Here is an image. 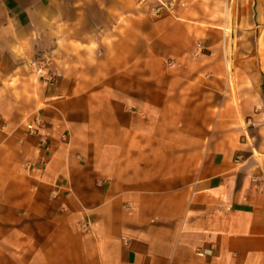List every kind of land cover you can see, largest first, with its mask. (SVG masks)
I'll return each instance as SVG.
<instances>
[{
  "label": "crops",
  "instance_id": "0c3cea01",
  "mask_svg": "<svg viewBox=\"0 0 264 264\" xmlns=\"http://www.w3.org/2000/svg\"><path fill=\"white\" fill-rule=\"evenodd\" d=\"M230 1L0 0V264H264V55L233 93L196 50Z\"/></svg>",
  "mask_w": 264,
  "mask_h": 264
},
{
  "label": "rangeland",
  "instance_id": "374dc122",
  "mask_svg": "<svg viewBox=\"0 0 264 264\" xmlns=\"http://www.w3.org/2000/svg\"><path fill=\"white\" fill-rule=\"evenodd\" d=\"M161 6L172 3L174 6H186V0H160ZM251 0H244L243 7L245 9L243 14H240L241 21L245 22V28H238L237 19L238 14L236 12L229 14V18L232 20L233 25H228V29L216 28L211 29L207 36L205 44L200 41L196 44V50L201 53H210L213 56L214 70L229 71L227 64L231 66L229 71L230 79L226 76V81L230 87L231 92H235V86H232L230 81L232 76L235 77L239 69H252L250 63H246L247 60L252 59L255 53L264 55V29H254L252 23V13L248 10V6ZM231 5L235 8L236 0H231ZM166 9L165 7H163ZM154 15H156L154 13ZM234 89V90H233Z\"/></svg>",
  "mask_w": 264,
  "mask_h": 264
},
{
  "label": "built area",
  "instance_id": "2783aa9c",
  "mask_svg": "<svg viewBox=\"0 0 264 264\" xmlns=\"http://www.w3.org/2000/svg\"><path fill=\"white\" fill-rule=\"evenodd\" d=\"M157 2H158V4H159V8H157V9H155V13H157L159 10H160V4H162V2L160 1V0H156ZM172 3H169V4H166L165 6H161V7H165V8H167L168 9V7L169 8H172ZM36 124H40V121L39 120H35L34 121ZM28 129L30 130V133L32 134L36 129H35V127H33L32 125H29L28 126ZM41 144H45V142L44 141H41Z\"/></svg>",
  "mask_w": 264,
  "mask_h": 264
},
{
  "label": "bare ground",
  "instance_id": "6f19581e",
  "mask_svg": "<svg viewBox=\"0 0 264 264\" xmlns=\"http://www.w3.org/2000/svg\"><path fill=\"white\" fill-rule=\"evenodd\" d=\"M228 29V28H227ZM227 68H228V70L229 71H231V66L230 65H228L227 64ZM229 78H230V76H229ZM232 80H233V83H232V86H235V82H234V77L232 76V78H231V82H232ZM235 88V87H234ZM234 90V89H233ZM237 93V92H236Z\"/></svg>",
  "mask_w": 264,
  "mask_h": 264
}]
</instances>
